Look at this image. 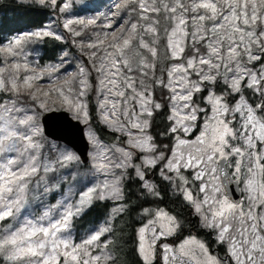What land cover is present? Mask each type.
<instances>
[{
    "label": "snow or ice",
    "instance_id": "snow-or-ice-1",
    "mask_svg": "<svg viewBox=\"0 0 264 264\" xmlns=\"http://www.w3.org/2000/svg\"><path fill=\"white\" fill-rule=\"evenodd\" d=\"M30 3L59 14L71 7L69 0ZM114 7L113 18L131 9L136 21L125 20L103 32V38L97 34L87 44L93 49L87 53L90 61L52 89L73 119L88 126L87 157L68 142H55L60 137L50 140L53 134L45 135L38 112L17 106L21 96L33 101L37 92L48 96L33 81L58 68L45 66L21 78L19 70L28 65L13 62L7 79L2 75L7 69L0 68V93L5 94L0 98V262L115 264L106 251L112 224L133 214L139 264H157L158 259L163 264H225L196 236L181 234L182 218L160 206L164 183L199 218L200 227L225 246L227 264H264V0H120ZM97 19H65L62 27L76 37ZM104 20L103 27L112 29L109 17ZM162 21L167 24L165 59L171 63L157 77ZM45 38L64 39L50 23L40 22L0 46V53L16 58L25 45ZM92 71L99 73L104 89L100 122L115 135L107 143L89 125L82 99L98 91L90 82ZM136 72L139 84L129 75ZM156 87L166 94L164 103L154 99ZM39 109L47 111V104L39 102ZM162 111L163 127L153 132ZM242 168L246 208L225 192V182L239 181ZM128 181L138 189L135 201L126 191ZM57 193L55 204L45 203ZM98 202L111 204L104 226L75 242L72 222ZM33 206L43 210L36 215Z\"/></svg>",
    "mask_w": 264,
    "mask_h": 264
},
{
    "label": "rangeland",
    "instance_id": "rangeland-1",
    "mask_svg": "<svg viewBox=\"0 0 264 264\" xmlns=\"http://www.w3.org/2000/svg\"><path fill=\"white\" fill-rule=\"evenodd\" d=\"M23 1V0H22ZM30 1V0H29ZM120 2V0H69V3L71 4V7L67 10L65 14H59L58 11L54 12L53 15L50 17V20L47 23H50L53 30L57 31L59 34H62L66 42H71L72 45L75 47L74 52L66 51L62 54L61 60L59 62H53V63H47L45 65L40 64V54L41 50L39 48L40 41L29 43L25 45L23 54L19 57L12 58V57H6L5 54L2 53V57L0 59V68H6L7 70L2 75L5 79L9 75L12 74L11 64L13 62L20 63L21 65H24L27 63L28 69L21 67L19 70V77H23L25 74L32 75V72H40L42 68L45 66H56L58 68L57 72H54L51 76L47 74H42V77L40 80L33 81L34 88H38L43 90L44 92H48V96L42 95L40 92H37L38 101H33L32 99L28 98L27 96H21L20 101L18 103V107H24L28 110H36L38 112V119L42 125V116L44 113L51 111V110H66L65 106L61 103V101L57 97V93L55 91H52L54 87L59 86V84L62 82V80L70 73H75L77 71V66L80 64H84L85 62L90 61V57L87 55L89 51H93V49H88L87 44L90 42H94L97 39V34L100 35V38H103V32L108 31L109 33L116 28H118L120 25L124 24L125 20H131L132 22L136 21V13L132 12L131 9L128 10H122L121 15L119 17L113 18L111 16V12L116 11L114 5L115 3ZM88 4V9L84 10L83 5ZM93 16L99 17L97 19V23L95 26H91L88 29H85L80 36H72L71 33L67 32V30L63 29L62 24L65 19H75L77 17L80 18H91ZM104 16H108L109 19L112 21L113 27L112 29H105L103 27L105 20ZM167 26L166 22L162 21L160 25V32L159 35L161 37L160 41L157 43L156 47L158 49V55L156 58V70L155 75L157 77L161 76V69L165 67V48L163 43V28ZM20 34V33H19ZM15 34L12 36H9L4 44L8 42V40L14 38L15 36L19 35ZM139 37H137L138 39ZM152 38L151 36H145L146 41H150ZM83 46V49H82ZM135 42L133 43V47H135ZM142 54L146 57L149 56L146 50H142ZM99 55V53H98ZM63 61V63H62ZM170 61V60H169ZM99 61H97V64ZM171 61L168 63L170 64ZM86 67L91 69L92 65L91 63H87ZM129 75H132L133 78L137 81V84H139L140 80V73H131ZM151 75V73H150ZM98 77L99 73L92 71L91 72V79L90 82L94 85L98 91H89L88 95L86 97H83L82 99L89 105V96L92 94L94 97V103L97 106V113L98 118L100 120V109H99V101L103 100L104 97V89L100 88L98 83ZM102 78V77H100ZM147 83V80H146ZM4 93H0V98L4 97ZM111 99V97H110ZM156 100V99H155ZM55 101V103H53ZM157 101V100H156ZM39 102H45L47 104L48 110H40L39 109ZM158 102V101H157ZM67 111V110H66ZM89 112V107H88ZM72 116V113H69ZM73 117V116H72ZM89 125L92 129L94 127L91 124V118L89 113ZM85 126V133L88 131V126ZM95 130V129H94ZM96 131V130H95ZM49 138V137H48ZM51 140V138H49ZM61 146H64L65 144L59 141H55ZM106 142V141H105ZM107 143V142H106ZM70 147V146H69ZM72 150H74L72 148ZM75 151V150H74ZM91 151V146L89 149V152ZM243 175L245 176L246 173L244 169L242 168ZM243 190H244V184H243ZM173 194V193H172ZM174 195V194H173ZM60 198V194L57 193L55 198L48 197L45 199L46 204H55L56 200ZM245 204V208L247 206V193L244 192V198L241 201ZM33 213L38 215L40 211L43 209H37L35 206H33ZM193 215V213H192ZM107 218V217H106ZM106 218L101 221L100 223L96 225H90L85 230H82L80 234H77L75 227L73 226V222L71 224V232L72 237L75 240V242L79 243L82 238H85L87 235H89L92 231L97 229L98 227L104 226V221ZM46 223V222H45ZM2 224L3 222H0V230H2ZM104 240V237H101V242ZM175 241L174 238H170L168 242ZM178 242V241H177ZM109 254L112 255L109 249L106 250ZM100 254V253H96ZM215 257H219L218 255H213ZM220 258V257H219ZM221 259V258H220ZM159 260V259H158ZM222 260V259H221ZM162 261V260H160ZM2 264V262H0ZM163 264V261L162 263Z\"/></svg>",
    "mask_w": 264,
    "mask_h": 264
},
{
    "label": "trees",
    "instance_id": "trees-1",
    "mask_svg": "<svg viewBox=\"0 0 264 264\" xmlns=\"http://www.w3.org/2000/svg\"><path fill=\"white\" fill-rule=\"evenodd\" d=\"M51 9H38L37 6L22 0H0V46H2L9 36L19 34L25 31L32 30L37 23H47L53 15ZM40 64L59 62L62 54L66 51L74 52L75 47L71 42L65 40L55 41L51 38H45L40 41ZM2 53H0V59ZM170 61L165 59L163 65ZM94 96H89V113L91 124L99 134V136L106 142L115 139V135L110 132L99 120L97 113V106L94 103ZM154 99L158 102L164 103L167 99L166 94L162 95V90L159 87L154 89ZM165 113L162 111L155 116V123L153 125V132L158 131L163 125L160 121L163 119ZM158 179V177H156ZM126 191L130 200L135 201L138 189L131 181L127 182ZM161 191L163 200L160 206L175 212L177 215H182L191 212V209L184 206L180 199L172 194V191L167 189L164 183H161ZM111 208V204L105 202H98L94 204L92 209L84 216L73 221V226L77 234L85 230L90 225H96L103 221ZM137 226V221L133 218V214H126L123 219H118L112 224L113 232L109 239L112 243L108 249L115 259V264H139L138 258L134 251V229ZM105 239V237H104ZM175 240V238H174ZM157 264H161L159 260Z\"/></svg>",
    "mask_w": 264,
    "mask_h": 264
},
{
    "label": "water",
    "instance_id": "water-1",
    "mask_svg": "<svg viewBox=\"0 0 264 264\" xmlns=\"http://www.w3.org/2000/svg\"><path fill=\"white\" fill-rule=\"evenodd\" d=\"M43 128L48 132L53 134L52 137H60L56 141L62 143L68 142L69 146L73 148L78 153L87 157L89 153L90 145L87 141L85 133V126L83 123H78L66 110H51L42 116ZM229 175L230 172H229ZM225 192L234 201H239L242 197V190L239 185L238 180L231 179V182H225Z\"/></svg>",
    "mask_w": 264,
    "mask_h": 264
},
{
    "label": "flooded vegetation",
    "instance_id": "flooded-vegetation-1",
    "mask_svg": "<svg viewBox=\"0 0 264 264\" xmlns=\"http://www.w3.org/2000/svg\"><path fill=\"white\" fill-rule=\"evenodd\" d=\"M231 171L233 170H229L230 174H231ZM243 178H244V175L241 172L239 185H240V188L242 189V197L239 202H241L244 198L243 182H242ZM234 180H237V179L234 178ZM178 216L182 218L184 225H185L181 233L183 236H187L188 234L196 236L198 239H200L201 241L205 243V245L208 248L209 253L212 256L218 255L223 261H225V264H227V258L225 256V246L216 242L215 235L213 232H211L208 229H203L200 227L199 218L197 216H195L194 214L192 215V212L187 213V215L182 214ZM159 262L162 263V261L160 260Z\"/></svg>",
    "mask_w": 264,
    "mask_h": 264
}]
</instances>
